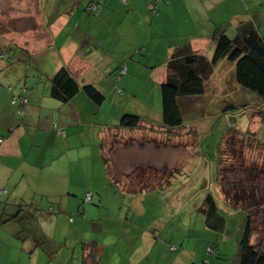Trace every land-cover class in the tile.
I'll list each match as a JSON object with an SVG mask.
<instances>
[{"label": "crops", "instance_id": "1", "mask_svg": "<svg viewBox=\"0 0 264 264\" xmlns=\"http://www.w3.org/2000/svg\"><path fill=\"white\" fill-rule=\"evenodd\" d=\"M90 3L98 4L100 10H89ZM152 4L155 10L150 8ZM8 5V11L22 13L18 15L21 21L33 12L41 15L45 11L44 18L38 16V31L14 29L8 34L12 44L42 60L50 79L60 67H68L81 85L94 84L106 98L99 105L80 90L62 102L51 96V80L44 82L41 75L33 80L28 77L31 69L27 64L16 65L12 73L3 71L9 76L25 73L28 78L17 90L9 84L11 96L0 100L6 104L0 103V138L5 139L0 148V219L15 215L19 204L23 209L21 221L0 224V264H39L46 257L42 253L45 244L38 240L55 241L56 257L63 264H83L84 241L97 242L98 264H234L227 260L228 255L223 257V252L239 251L238 235L231 231L229 218L220 232L205 221L203 238L195 229L197 222L195 226L182 224L183 228L164 236L162 228L168 227L170 217L159 218L153 211L147 214L145 206L144 211L138 209V190L143 186L154 193L172 185L162 187L166 178L161 180L155 174L154 168L161 164L167 168L165 160L143 158L140 149L145 141L154 142L161 135L169 140L191 137L187 125L180 132H171L161 124L158 90L175 49L189 43L211 58L215 32L224 30L235 37L242 25L254 26L256 15L264 18V0H35L34 4L32 0H9ZM14 5L15 10L11 9ZM227 62L221 60L210 79L221 64L229 68ZM123 67L127 71L119 75ZM229 71L218 89L227 96L233 89L234 65ZM206 92L189 99L184 109L193 113L198 98ZM22 96L28 98L27 103L21 102ZM126 113L142 116V126H121ZM253 118L255 123L259 121L257 127L264 121L259 113ZM55 124L64 132L59 133ZM168 139L161 144L183 145L167 144ZM88 191L93 192V201H84ZM145 201L150 202L149 198ZM51 202L57 211H51ZM71 217L74 223L81 217L78 225L83 224L89 235L82 238L81 246L72 244L68 255V239L64 242L56 237ZM208 232L221 244L208 243ZM232 236L236 246L226 245L222 250L225 238ZM190 237L195 238V245L185 249ZM168 244L173 249L166 248ZM179 245L182 250L177 255L170 253L179 251ZM161 250L165 252L162 256Z\"/></svg>", "mask_w": 264, "mask_h": 264}, {"label": "rangeland", "instance_id": "2", "mask_svg": "<svg viewBox=\"0 0 264 264\" xmlns=\"http://www.w3.org/2000/svg\"><path fill=\"white\" fill-rule=\"evenodd\" d=\"M9 0H0V9L6 8V10H0V40L2 44V48L5 50L4 53L6 54V58L0 57V100H7V95L11 96L10 92L7 90V86L9 84L13 85L14 90L19 88H23L25 85V80L30 77L32 80L35 76L41 75L44 82L47 80H51L47 74L50 73L49 69H47L46 65H42V60L35 56L33 57L32 54H27L28 52H23L21 48L17 47L16 45L10 42V38L8 34H11L14 29H26L32 28L33 32L38 31L35 26L37 25V21L42 17L44 18V13L42 12L41 15L38 13H32L31 17H25L26 20L21 21L18 18V15H22V13L13 11H8L7 6ZM11 3H14L13 1ZM32 3H35V0H32ZM15 10L16 6H12L11 9ZM27 12V10H26ZM29 13V12H28ZM30 13V14H31ZM25 13H23L24 15ZM35 14V15H34ZM55 14V13H54ZM47 15V14H46ZM39 16V19H38ZM264 18L256 15V20L253 21L255 28H257L261 35L264 37ZM36 41V40H35ZM23 53L27 54L24 55ZM36 53H40L37 51ZM12 57V59H10ZM26 65L30 70L31 76L26 78L25 73H20L12 76L5 75L4 73H12L16 68V65ZM41 65V66H40ZM226 64H221L218 68L217 74L214 78L210 79L207 83V92L205 96L203 95L202 98H198L199 103L197 107L194 108L193 113H188L187 108L184 109V105H187V101L193 98L190 96L182 97L181 98V107L183 109V114L185 116V125L188 126L187 130H191V137L187 140L191 142L190 145L184 146V143H187L185 140H169L167 136L161 135L158 140L150 139V141H145L144 146L140 149V154L143 158H147L148 156L153 157V162H160L161 160H165L166 167L161 166L157 169L154 168L155 174L164 180L168 177L171 173L169 182L172 183L171 186L165 187V189H159L157 192H147V189H139L138 191V198H139V208L143 209L147 207L148 212L150 214L152 211L159 214V218L166 217L170 222L168 227L162 228L163 235L166 236L167 234L171 233L174 230H178L179 228H183L182 224H187V226H196L197 233L201 235L203 238L206 232L203 231L205 228V221L206 218L204 217L203 213L198 210V207L201 205L206 194L211 193L217 200L220 212L229 220V227H232L231 231H234V234L238 235V244L242 238V225L245 224L246 214L241 210L234 209L231 207L227 202H225V197L222 191L221 186L218 184L217 174H218V166H219V159L221 156V149L225 143V139L228 137L229 132L231 129H238L241 131L251 130L256 132L258 137L264 140V121L257 127L258 122L255 123L253 115L256 114L260 108L264 111V96L259 95L257 92L251 91L241 84H239L235 79V72L234 81L231 82L233 85V89H230L228 95H222V93L218 90L220 89L223 80V77H229L231 66L234 65L235 71V63L228 61L227 65L229 68H222ZM228 67V66H227ZM36 71L38 73L36 74ZM230 72V73H229ZM229 87V85H228ZM227 87V88H228ZM6 92L8 94H6ZM10 93V94H9ZM133 94V93H131ZM138 93L137 96H142L145 98V94ZM155 95V93H153ZM197 97V96H196ZM153 99V97H152ZM183 99V100H182ZM195 99V98H193ZM158 101L162 105L161 99V90H158ZM1 105L5 107L6 104L0 102ZM11 105V104H10ZM234 106V107H233ZM228 107V109H227ZM264 113V112H263ZM262 114V113H259ZM264 117V114H263ZM258 119V118H257ZM256 119V120H257ZM264 119V118H263ZM161 131V128H159ZM149 138V137H147ZM241 136H235V141L239 148H242L243 145ZM160 139V140H159ZM167 141L174 143H181L182 146L177 148L168 146H163L161 144L162 141ZM231 139V138H230ZM149 140V139H148ZM233 140V139H231ZM150 144V145H149ZM178 144V145H179ZM244 144V152L245 155H239L237 157H241L240 160H246V162L251 163L254 166H257V169H262L264 167V149L263 148H254L250 144L249 140L243 142ZM241 150V149H240ZM147 156V157H146ZM246 158H245V157ZM232 157H228L226 161V165H231ZM162 163V162H161ZM175 167H172L173 165ZM179 166V168H178ZM244 172L241 168H238ZM152 170L151 173L154 172ZM173 170V171H172ZM251 169H249L250 171ZM172 171V172H171ZM244 175V174H239ZM246 176V174L244 175ZM146 177V176H145ZM233 178H237L238 175L232 176ZM160 181L159 184H160ZM264 181V179H261ZM170 184V183H169ZM142 192V193H141ZM148 204L146 203L145 199H148ZM153 198V199H151ZM84 201L87 202L86 196ZM130 202V201H129ZM84 204V202H83ZM147 205V206H146ZM154 205V208H153ZM53 206L56 207L54 202L49 204V207ZM145 206V207H144ZM49 207L47 210H49ZM154 209V210H153ZM144 211V209H143ZM126 214V212H125ZM73 216V215H72ZM169 216V217H168ZM203 216V217H202ZM75 217V216H74ZM233 217V220L232 218ZM81 218V217H80ZM76 222L68 221V223H64L62 229L60 230L61 235L56 237L58 240L66 241L70 243V246L67 247L68 255L70 251L73 250L72 244H80L82 241L86 240L89 234L84 233V225L79 224V219ZM231 218V219H230ZM261 221L255 220V224L259 225ZM235 224V225H234ZM202 227H199V226ZM90 227V226H89ZM88 227V229H89ZM162 227V226H161ZM240 228V229H239ZM194 229V227L192 228ZM211 233H215L212 230ZM22 233V232H21ZM259 232H256L253 236V241H256L259 237ZM194 235V233H192ZM214 235V234H213ZM208 243L211 242L213 244L218 243L220 239L211 236L210 232L207 234ZM82 238H85L82 240ZM51 240V238L49 239ZM82 240V241H81ZM234 241V236L230 239L225 238L222 250L226 248V245L231 247L236 246V242ZM45 245L42 246L43 255H45L44 259L40 260L39 264H63L60 257H56L58 246L56 247L55 241L50 243L47 241L44 243ZM56 244V245H54ZM221 244V241H220ZM48 245H52L48 248ZM173 244L165 245L166 248L170 249ZM195 245V238L190 237L187 239V243L185 249H193L192 246ZM78 246H81L78 245ZM164 246V245H163ZM176 246V245H175ZM180 246V245H179ZM213 246V245H212ZM240 247V246H239ZM167 249V250H168ZM171 249H173L171 247ZM182 250V246H180L179 251L175 252L172 251L174 255H177ZM53 251V252H51ZM231 251V249H230ZM223 252V251H222ZM164 251L161 250V256L164 255ZM226 253V252H225ZM223 252V257L228 255L230 262H234V264H240V248L237 252L233 250L231 253ZM29 255L30 253L27 252ZM156 254V252H155ZM157 255V254H156ZM152 256V255H151ZM160 256V257H161ZM168 258V257H167ZM225 258V257H224ZM150 259V258H149ZM42 261V262H41ZM149 261V260H148ZM225 262V261H224ZM229 262V261H228ZM34 263V262H33ZM23 264H30L29 262Z\"/></svg>", "mask_w": 264, "mask_h": 264}, {"label": "trees", "instance_id": "3", "mask_svg": "<svg viewBox=\"0 0 264 264\" xmlns=\"http://www.w3.org/2000/svg\"><path fill=\"white\" fill-rule=\"evenodd\" d=\"M91 4L98 6V9L93 11L100 10L98 4L90 3L89 5ZM214 39L215 49L211 58L196 52L191 44L187 43L176 48L168 61L167 77L160 86L161 124L171 132H180L186 127L185 116L180 104L181 98L204 94L207 90V83L221 60L235 63V79L239 84L264 96V37L260 31L255 26L244 24L235 37H230L224 30H217ZM2 47L0 40V57L6 58ZM80 90L99 105L105 101L106 96L98 87L92 83L81 85L68 67H60L51 78L50 94L62 102L69 101ZM263 112L259 110L257 113H262L263 116ZM142 120L143 117L139 114L126 113L121 118V126L141 127ZM235 136L242 137V148L237 146ZM246 140H249L256 149H264V140L259 138L256 132L231 129L221 149L217 179L225 202L246 214L245 224L242 225V238L239 242L241 264H264V181L261 180L264 179V167L257 169V166L246 160L241 161L240 156L237 157L238 154L245 155L242 153L245 147L243 142ZM228 157H232L231 165H226ZM239 174H246V176ZM170 175L162 187L169 185ZM234 175L238 177L233 178ZM143 188L147 189L148 186L145 185ZM0 200H2L1 196ZM200 209L205 214L206 224L210 229L220 232L225 228L227 218L220 212L218 202L211 193L206 194ZM52 210L55 209L52 208ZM21 213L23 209L19 204L17 213L0 219V224L11 220L21 221L23 218ZM255 220L261 221L260 224L256 225ZM256 232L260 234L258 239L253 241ZM45 242V240H38V244L44 245ZM82 248L83 264H98L97 242L84 241Z\"/></svg>", "mask_w": 264, "mask_h": 264}, {"label": "built area", "instance_id": "4", "mask_svg": "<svg viewBox=\"0 0 264 264\" xmlns=\"http://www.w3.org/2000/svg\"><path fill=\"white\" fill-rule=\"evenodd\" d=\"M123 1H124L125 3H127L128 0H123ZM150 8L155 10V6H154L153 4L150 5ZM89 9H91V10H96V9H98V6L95 5V4H91V5H89ZM126 71H127V68H126V67L121 68L120 71H119V75H123L124 73H126ZM21 102L24 103V104L27 103V102H28V98H27V97H22V98H21ZM54 127H55V129H56L59 133H63V132H64V130L61 129L60 127H58L57 124H55ZM4 140H5V139H4L3 137L0 138V148L2 147V145H3V143H4ZM92 196H93V192H92V191H88V192L86 193V200H87V201H91V200H92ZM51 210H52V209H51ZM70 220L72 221V220H73V217H71ZM210 250H212V248H210Z\"/></svg>", "mask_w": 264, "mask_h": 264}]
</instances>
